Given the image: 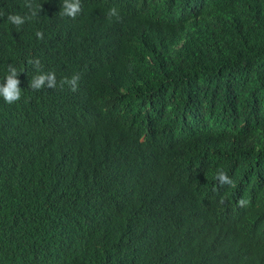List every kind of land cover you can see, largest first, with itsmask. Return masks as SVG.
Segmentation results:
<instances>
[{
    "label": "trees",
    "instance_id": "1",
    "mask_svg": "<svg viewBox=\"0 0 264 264\" xmlns=\"http://www.w3.org/2000/svg\"><path fill=\"white\" fill-rule=\"evenodd\" d=\"M63 3L0 0V264H264V0Z\"/></svg>",
    "mask_w": 264,
    "mask_h": 264
},
{
    "label": "clouds",
    "instance_id": "2",
    "mask_svg": "<svg viewBox=\"0 0 264 264\" xmlns=\"http://www.w3.org/2000/svg\"><path fill=\"white\" fill-rule=\"evenodd\" d=\"M80 11V0H64L63 7L61 8L60 12L64 16L75 18ZM32 15L36 16L37 13L33 12ZM108 15L118 17L119 13L117 9L113 7L109 10ZM7 20L13 25L20 26L25 23L26 17H22L19 14H9ZM36 35L41 39L43 38V34L41 32H37ZM29 63H33V61H29ZM34 63L37 66V75L31 78L30 88L36 91L46 88L55 89L57 87L56 74L54 72L41 71L39 68L40 61L38 59ZM18 74L19 73L17 69L10 65L8 67L7 74L3 77V80L0 81V98H2L3 101L7 104H13L15 102L20 101L22 98V89L19 87L20 81L17 78ZM78 80L79 76H73L71 79L65 78L61 81V85L67 84L71 87L73 91H75L77 88ZM214 179L218 181L219 188H224L225 186L229 188H235L234 181L230 179L229 176L223 170L218 169L216 171ZM202 198L203 197H199L200 203H203ZM194 199L197 204L196 197H194ZM220 203L224 204L225 201L222 199ZM247 204L248 201L244 198H241L238 201V205L240 207H245ZM232 206L236 207L234 205ZM87 216L88 215L86 214V217Z\"/></svg>",
    "mask_w": 264,
    "mask_h": 264
}]
</instances>
